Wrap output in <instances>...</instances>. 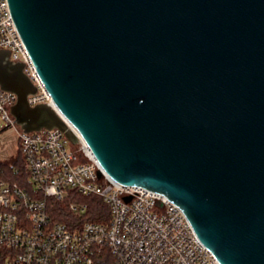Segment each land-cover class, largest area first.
Masks as SVG:
<instances>
[{
	"label": "water",
	"instance_id": "water-1",
	"mask_svg": "<svg viewBox=\"0 0 264 264\" xmlns=\"http://www.w3.org/2000/svg\"><path fill=\"white\" fill-rule=\"evenodd\" d=\"M8 1L53 101L32 106L0 50L15 124L75 144L71 125L113 180L180 206L220 264H264V0Z\"/></svg>",
	"mask_w": 264,
	"mask_h": 264
},
{
	"label": "built area",
	"instance_id": "built-area-1",
	"mask_svg": "<svg viewBox=\"0 0 264 264\" xmlns=\"http://www.w3.org/2000/svg\"><path fill=\"white\" fill-rule=\"evenodd\" d=\"M0 50L23 63L36 86L29 103L52 105L8 0H0ZM16 101L0 85L1 121L17 131L25 164L22 182L0 180V264H220L180 206L113 180L69 124L75 144L57 128L24 132L11 115ZM92 198L107 208L100 221L86 219ZM58 202L67 205L68 222L56 216Z\"/></svg>",
	"mask_w": 264,
	"mask_h": 264
},
{
	"label": "trees",
	"instance_id": "trees-1",
	"mask_svg": "<svg viewBox=\"0 0 264 264\" xmlns=\"http://www.w3.org/2000/svg\"><path fill=\"white\" fill-rule=\"evenodd\" d=\"M19 151V158H17L15 162L11 164L0 163V180L5 179L11 182H22L25 176V164L21 149ZM16 169H19V171L16 172ZM53 209L58 219L68 222L71 215L65 203H55ZM105 215L107 217V208L98 198L89 200V212L86 219L100 221L105 218Z\"/></svg>",
	"mask_w": 264,
	"mask_h": 264
},
{
	"label": "rangeland",
	"instance_id": "rangeland-1",
	"mask_svg": "<svg viewBox=\"0 0 264 264\" xmlns=\"http://www.w3.org/2000/svg\"><path fill=\"white\" fill-rule=\"evenodd\" d=\"M5 127L0 117V163L11 164L20 155L19 136L14 128ZM73 148L76 149L74 145Z\"/></svg>",
	"mask_w": 264,
	"mask_h": 264
}]
</instances>
